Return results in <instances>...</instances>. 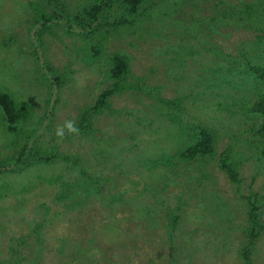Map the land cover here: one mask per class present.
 Returning a JSON list of instances; mask_svg holds the SVG:
<instances>
[{"label": "rangeland", "instance_id": "obj_1", "mask_svg": "<svg viewBox=\"0 0 264 264\" xmlns=\"http://www.w3.org/2000/svg\"><path fill=\"white\" fill-rule=\"evenodd\" d=\"M94 2L0 0V91L31 110L18 137L0 113V167L24 143L80 162L0 172V264H264V140L251 111L264 83L248 69L264 68V0H143L132 16L114 5L90 36L55 22L36 28L37 12L51 16L58 6L71 18ZM116 55L128 58L139 89L111 99L89 130L56 137L57 125L78 127L112 86ZM201 129L214 135L212 155L158 164ZM62 184L70 185L65 201ZM250 204L262 228L253 245Z\"/></svg>", "mask_w": 264, "mask_h": 264}, {"label": "trees", "instance_id": "obj_2", "mask_svg": "<svg viewBox=\"0 0 264 264\" xmlns=\"http://www.w3.org/2000/svg\"><path fill=\"white\" fill-rule=\"evenodd\" d=\"M142 3L143 0H95L94 4L86 8L82 14L75 15L71 18L65 17L63 10H60V8L57 6L53 10V14L51 16H48L44 12H37V14L35 15V25L39 32H42V30H46V28H48L50 24L54 22L58 24L61 23L66 26L75 28L81 34H83V36H90L93 33H96L97 31L106 27L105 22L103 20L104 16L114 5H118L121 8L125 9L126 13L132 16L138 12L139 7ZM136 20L141 21L142 18L138 17L137 19H135V23ZM133 22L134 20L116 22L110 24L109 27L116 28L121 24L126 23L130 25L133 24ZM97 60L98 59H95L93 61L96 62ZM248 69L249 73L253 74L258 80L264 83V68L253 66L250 64L248 66ZM130 72L131 68L127 57L125 58L119 55L113 57L111 61V68L108 74V77L112 80L113 84L109 89H107L103 94H101L99 100L95 105L83 110L80 115V122L77 127L79 129V132L87 131L91 128V119L93 116L101 115L105 112V110L110 109L111 99L127 92L130 89H139L137 85L132 86L130 84L128 80ZM162 104L166 105L169 108H173L174 110L180 108V101L169 102L167 100H162ZM27 107L28 106L17 102L9 94L0 91V113L4 119L7 131L10 135H12V137H18L22 135V132L20 131L22 124L25 123L31 117V110H29ZM251 111L254 115L258 116V119L261 121L259 129L257 128V135L264 140V93L258 96L257 101L255 102ZM171 117H173L172 120L176 123H181V119L178 116L176 117L174 113L171 115ZM214 147V135L209 129H201L200 135L196 137V140L191 145L186 147L180 153L178 152L179 154L177 153L176 156L162 157L161 159H159L158 164H173V160L177 156H179L183 160L193 161L197 158L205 157L206 155H212L214 153ZM41 151L40 149H37L32 152L31 145L29 143H24V145H22V148L19 151L18 156L13 160H8L4 162L2 165L4 167H0V172L9 173L17 170L24 172L34 167V165L36 164H50L55 161H61L66 164L74 163V166L80 163L79 160L71 156L61 155V153L53 151V149H51V151L46 152ZM262 154L264 155V147L262 149ZM220 166L221 170L225 172L231 180L237 179L236 171L232 168V165L228 162V160H222ZM83 176L87 177V174L83 172ZM59 181L60 178L51 179L48 181V183L53 185L55 183H58ZM91 186L93 187V185ZM69 187L70 185L67 186V184L61 185V196L59 198L60 201H65L67 199L66 189L68 190ZM87 188L89 191L90 188ZM88 201L89 198L86 197L85 201L82 200L80 203L77 202L76 205L79 204L78 206L83 207L89 204ZM72 205L75 206V204ZM250 207L252 209L250 215L252 220H254L255 222L253 227L251 228L252 231L248 232V240H251L250 245H253V240H256L259 237L262 228L257 224L259 217V209H257L256 206H252L251 204ZM34 233L37 236L38 244L42 245L44 243V235H42L41 233V225H37V228ZM67 244L68 242L64 241L62 246V250L64 251V253L67 251H69L70 253V248ZM248 248V245L243 247V255L247 259H249L250 253ZM71 252H74L76 255L82 253L78 243L71 249ZM40 253L41 251L39 249L38 254Z\"/></svg>", "mask_w": 264, "mask_h": 264}, {"label": "clouds", "instance_id": "obj_3", "mask_svg": "<svg viewBox=\"0 0 264 264\" xmlns=\"http://www.w3.org/2000/svg\"><path fill=\"white\" fill-rule=\"evenodd\" d=\"M78 133L79 129L72 120H65L61 125H57L54 131V135L60 139L66 135H77Z\"/></svg>", "mask_w": 264, "mask_h": 264}]
</instances>
